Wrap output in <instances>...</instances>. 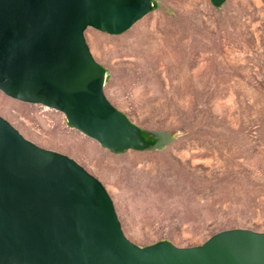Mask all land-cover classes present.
Listing matches in <instances>:
<instances>
[{"label": "rangeland", "instance_id": "1", "mask_svg": "<svg viewBox=\"0 0 264 264\" xmlns=\"http://www.w3.org/2000/svg\"><path fill=\"white\" fill-rule=\"evenodd\" d=\"M119 35L88 28L107 100L162 149L111 153L62 114L0 92V117L100 181L124 236L142 248L203 245L264 230V0H154Z\"/></svg>", "mask_w": 264, "mask_h": 264}, {"label": "water", "instance_id": "2", "mask_svg": "<svg viewBox=\"0 0 264 264\" xmlns=\"http://www.w3.org/2000/svg\"><path fill=\"white\" fill-rule=\"evenodd\" d=\"M224 2L210 0L213 7ZM153 5L0 0V92L62 114L71 129L111 153L145 150L143 129L107 100L106 72L84 32L122 34ZM0 264H264V230L221 231L197 247L162 241L140 248L124 236L99 180L0 117Z\"/></svg>", "mask_w": 264, "mask_h": 264}, {"label": "trees", "instance_id": "3", "mask_svg": "<svg viewBox=\"0 0 264 264\" xmlns=\"http://www.w3.org/2000/svg\"><path fill=\"white\" fill-rule=\"evenodd\" d=\"M152 1L154 2V0ZM155 9H157V4L154 2L152 11ZM141 136L148 144L146 149H162L170 141L169 137L164 132H147L141 130Z\"/></svg>", "mask_w": 264, "mask_h": 264}]
</instances>
